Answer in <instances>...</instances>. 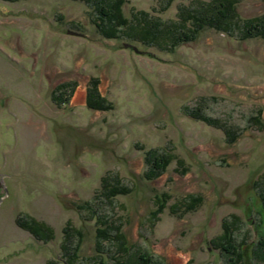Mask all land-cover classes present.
Instances as JSON below:
<instances>
[{
    "label": "rangeland",
    "instance_id": "obj_1",
    "mask_svg": "<svg viewBox=\"0 0 264 264\" xmlns=\"http://www.w3.org/2000/svg\"><path fill=\"white\" fill-rule=\"evenodd\" d=\"M220 1L162 49L101 35L93 0H0V264H264V0Z\"/></svg>",
    "mask_w": 264,
    "mask_h": 264
},
{
    "label": "trees",
    "instance_id": "obj_2",
    "mask_svg": "<svg viewBox=\"0 0 264 264\" xmlns=\"http://www.w3.org/2000/svg\"><path fill=\"white\" fill-rule=\"evenodd\" d=\"M93 1L95 2L94 9L97 17L95 18V20H93L92 23L101 33V35L105 36L106 38H116L117 36L120 37L121 35H123L129 40L139 39L144 44L149 42L157 45L164 44L163 46L161 45L162 49H173L175 46L178 45L179 42H182L187 39H193L194 36L197 34V29L201 28L204 25L217 28V25L221 21V19L227 18L231 14L229 9H226L225 1L219 0V3L213 6V10H215V15L213 16H210L206 14V12H204L202 9H199L198 12H195L194 10L190 11V14H187V16L189 17H185V21L183 22L179 21L176 23L175 21L169 24H163L159 20H153L149 18L145 12L141 11L133 13L132 20L126 19L123 16L122 12V7L124 3H126V0ZM187 22L191 23L192 25H194L195 23V26L191 31H186L184 29V26ZM250 25L251 26L249 29L256 31L255 33L258 34V36L262 37V35H264L263 25ZM162 41L163 43H161ZM111 191L112 192L110 193V195H116L119 193V191H117L115 188ZM262 214L264 213H261V215ZM261 221L264 224L263 215L261 217ZM261 237H264V230L261 232ZM229 238L230 237L228 236L226 241ZM227 247H230V244H228ZM242 254L243 256L245 255L244 252H242ZM66 264H73L72 260H68ZM99 264L106 263H104L101 259L99 261ZM113 264L160 263L156 262V260L150 254L140 252L139 254L135 255L133 259L124 256L123 258H118L117 260H114Z\"/></svg>",
    "mask_w": 264,
    "mask_h": 264
},
{
    "label": "water",
    "instance_id": "obj_3",
    "mask_svg": "<svg viewBox=\"0 0 264 264\" xmlns=\"http://www.w3.org/2000/svg\"><path fill=\"white\" fill-rule=\"evenodd\" d=\"M135 50H137L136 48H134Z\"/></svg>",
    "mask_w": 264,
    "mask_h": 264
}]
</instances>
